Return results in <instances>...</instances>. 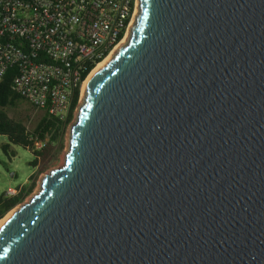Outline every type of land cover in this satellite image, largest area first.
<instances>
[{"label": "water", "instance_id": "95a60500", "mask_svg": "<svg viewBox=\"0 0 264 264\" xmlns=\"http://www.w3.org/2000/svg\"><path fill=\"white\" fill-rule=\"evenodd\" d=\"M0 264H264V0H137Z\"/></svg>", "mask_w": 264, "mask_h": 264}, {"label": "built area", "instance_id": "2783aa9c", "mask_svg": "<svg viewBox=\"0 0 264 264\" xmlns=\"http://www.w3.org/2000/svg\"><path fill=\"white\" fill-rule=\"evenodd\" d=\"M137 0H0V79L57 123L90 72L126 39ZM19 189L9 188L4 197Z\"/></svg>", "mask_w": 264, "mask_h": 264}, {"label": "trees", "instance_id": "16d2710c", "mask_svg": "<svg viewBox=\"0 0 264 264\" xmlns=\"http://www.w3.org/2000/svg\"><path fill=\"white\" fill-rule=\"evenodd\" d=\"M13 76L14 69L11 68L0 79V136L5 137L9 144L29 150L34 156L30 165L38 170L30 176L32 183L20 186L16 195L12 197L0 195V219L24 200L34 188L37 175L44 171L54 157L63 150L64 133L67 125L74 118V110L79 100V93L76 91L64 122L57 123L43 113L34 128L29 130L24 120L9 115V111L15 108L20 100H23L11 89ZM3 150L7 152L8 144L3 146Z\"/></svg>", "mask_w": 264, "mask_h": 264}, {"label": "rangeland", "instance_id": "374dc122", "mask_svg": "<svg viewBox=\"0 0 264 264\" xmlns=\"http://www.w3.org/2000/svg\"><path fill=\"white\" fill-rule=\"evenodd\" d=\"M81 100H82V94L74 110V117ZM43 113L44 112L41 110L34 109L29 103H27L24 100H20L16 104L15 108L9 111L10 116L20 117L22 120H24L29 130H32L34 128L35 124L42 117ZM73 121L74 118L66 127L64 133V140H63V145H64L63 150L56 157H54V159L49 163V165L44 171H42L37 175V177L35 178L34 188L20 204L27 202L29 198L34 193H36V191H38L40 185V179L43 174H46L50 170L58 168L62 165L63 163L62 156L63 154H65L64 152H66L68 145L67 140H68L69 126L70 124L73 123ZM5 144H8L7 152L3 150V146ZM11 152L13 153L12 155L10 154ZM33 160H34V156L31 154L29 150L24 149L20 146L9 144L5 139V137L0 136V195L3 194L5 191H7L9 188L19 189L20 186L22 185H29L32 183L30 176L31 175L33 176L35 172H37L38 170L37 168H33L30 165V162H32ZM20 204H18L17 206H19ZM17 206H15L13 209H15Z\"/></svg>", "mask_w": 264, "mask_h": 264}, {"label": "bare ground", "instance_id": "6f19581e", "mask_svg": "<svg viewBox=\"0 0 264 264\" xmlns=\"http://www.w3.org/2000/svg\"><path fill=\"white\" fill-rule=\"evenodd\" d=\"M129 34V33H128ZM127 34V37H126V39L118 46V47H121V46H123L126 42H127V40H128V37H129V35ZM117 47V48H118ZM117 50V49H116ZM116 50L113 52V53H111L103 62H101L96 68H94L91 72H90V74L87 76V78H86V80L84 81V83H83V85H82V91H81V93H82V97H83V93H84V89H85V86H86V84H87V82L91 79V77L96 73V71L98 70V69H100L101 67H102V65H104L105 63H106V61L107 60H109L115 53H116ZM65 153V152H64ZM62 159H64V154H63V156H62ZM59 168V167H58ZM37 192V191H36ZM35 194V193H34ZM8 215V214H7ZM7 215L3 218V219H1L0 220V225H1V223L3 222V220L7 217Z\"/></svg>", "mask_w": 264, "mask_h": 264}]
</instances>
